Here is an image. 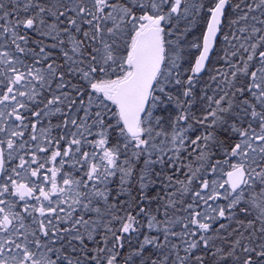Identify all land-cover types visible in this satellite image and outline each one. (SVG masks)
<instances>
[{
    "label": "snow or ice",
    "instance_id": "1",
    "mask_svg": "<svg viewBox=\"0 0 264 264\" xmlns=\"http://www.w3.org/2000/svg\"><path fill=\"white\" fill-rule=\"evenodd\" d=\"M0 264H264V0H0Z\"/></svg>",
    "mask_w": 264,
    "mask_h": 264
}]
</instances>
